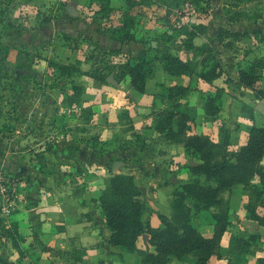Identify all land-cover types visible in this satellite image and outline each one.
<instances>
[{"label":"rangeland","instance_id":"rangeland-1","mask_svg":"<svg viewBox=\"0 0 264 264\" xmlns=\"http://www.w3.org/2000/svg\"><path fill=\"white\" fill-rule=\"evenodd\" d=\"M119 3V0H111L113 6ZM66 9L72 11L71 17L89 21L95 4L92 0H0V58L3 63L0 67V152H3L6 157L11 155L8 158L11 167L12 165L25 166L28 182H41L46 187L49 196L59 194L60 197H68L73 192L76 193L77 188V191L84 192V197L91 195L96 197L98 193L95 195L97 190L95 191L92 185H99L100 191L103 179L110 174L131 172L134 182L141 186L140 197L145 203L143 220L151 214L156 216L159 212L163 213L165 208L169 211V198L161 192L155 196L154 190L149 188L146 182L153 176V172H150L151 164L155 165L158 161L156 162L152 157L149 158L148 148H145L144 152L131 151V153L133 138L124 137L119 126L110 122L114 120V113L104 111L105 107H109L113 111L123 112L124 105L129 106L134 103L133 107H137L139 116L133 115V121H131L134 122L135 127L145 125L146 119L140 122L142 124L139 121H142L141 116L150 111V105L153 103L148 92L154 86L155 94L159 91L157 83L162 79L159 62H153L154 74L145 81L146 94L135 98L123 96L128 80L122 66L124 59L84 41L64 40L60 29L67 28L68 24L63 26L59 19L64 16L63 11ZM152 9L155 8L149 7L146 17L136 25L135 35L146 39L155 38L157 41H153L152 46H156L160 51L164 44L168 45L171 52L183 59L189 57L191 52L184 50L176 36H172L173 33L169 30L170 25L177 27L181 25V21L188 25H202L203 32L192 40L193 43L200 44L207 37H214L217 25L226 16L231 14L238 16L237 20L241 22L235 27L237 30L246 31L247 36L238 40L239 42L234 44L231 52L218 53L223 69L221 83H217V86L210 84L212 87L203 85L200 86L201 88H195L196 95H200L201 101L204 96L212 94L215 88H222L219 111L214 118H211L204 117L201 111L194 109L192 124L193 128L196 127L201 134L215 139L218 126L222 123L228 130L229 139L232 133L231 140L235 146L248 123L245 118L247 113L245 108L251 106L256 111L258 119L256 123L264 120L263 101L260 99L255 101L248 89L236 85L229 76L238 69H244L252 59L264 57V0H208L207 4L202 2L199 8L192 13H190V8H184L181 5L179 10L182 15L167 16L166 19H169L170 25L167 24L166 19H160L163 13H154L155 10ZM154 17H158L159 21L156 22ZM116 23V18H113V22L108 24ZM167 35L171 38L164 42ZM252 46H254L253 50H251ZM52 63L73 65L76 71L70 72L69 75H60ZM19 65L24 67L25 71L17 68ZM100 68L102 73L109 72V76L113 77L112 80L116 82L115 84L111 80L107 82L105 78V82L102 81L105 86L102 88L104 90H101L96 80L90 76L94 69ZM195 79L193 75L188 85H197L198 82L195 83ZM254 87L264 91V72L257 79ZM75 99L86 102L95 111L90 115L81 111V114L77 112V115L80 114L79 121L93 118L97 123L101 121L102 124L113 128L105 134L103 128L96 129L90 126L86 155L77 153L74 156V148L80 144L77 143L75 135H80L81 125L70 123L69 115L72 113L61 112L63 105L76 104ZM155 103H158L157 99ZM89 105L84 107H89ZM243 105L245 108L240 110ZM133 110L136 112V108ZM202 119L207 123L203 126L200 124L195 126V123L203 122ZM122 121L124 122L125 119ZM208 124L212 125V130L211 127L206 126ZM143 133L147 135L149 132L144 130ZM70 136L72 139L68 138ZM98 137L100 141L97 140ZM141 137L143 140L148 136ZM143 143L146 142L143 140ZM229 145L228 150L234 151L235 148ZM50 148L53 150L47 152ZM40 153H43V156H40ZM137 160L141 163L140 169L137 167ZM113 161H119V163H112ZM161 163L163 160L159 164ZM260 163L264 166V158L260 160ZM80 166L85 169L84 176L81 174ZM66 167L71 169L74 183L66 182L67 184L62 185L60 174L56 171H61ZM187 168L186 160L182 172H187ZM179 176H182V173ZM179 176H177V181H173L175 187L183 178ZM156 177L160 178L158 183L162 180L169 183L170 174L161 175L159 173ZM75 180H81V182L77 181L76 184ZM223 195L228 199L229 217L231 221H234L224 234V239L230 233L264 232V227H258L254 222L243 219V204L247 200V191L236 186ZM257 211L264 213V199L260 200ZM191 218L199 230L210 231L209 212L200 211L192 214ZM8 222L0 221V231L10 225ZM142 241V238L138 239L139 247ZM253 251L254 256H247L248 260L253 261L258 251L263 253L262 244L254 245Z\"/></svg>","mask_w":264,"mask_h":264},{"label":"trees","instance_id":"trees-1","mask_svg":"<svg viewBox=\"0 0 264 264\" xmlns=\"http://www.w3.org/2000/svg\"><path fill=\"white\" fill-rule=\"evenodd\" d=\"M94 1L97 9L89 21L73 18L66 10L63 11L64 16L59 20L63 26L68 24V27L60 29L61 35L66 41H84L110 54L121 56L127 82L138 93L143 92L145 81L153 74L155 61L170 76L194 75L210 83L223 73L216 45L233 50L234 43L247 36L246 31H232L218 26L214 37H207L202 43L195 44L192 40L203 32L202 25L183 24L173 27L168 23L167 16L184 3L191 4L197 10L202 2L207 4L208 0H120L121 6L117 10L110 5V0ZM149 7L163 10L160 19H166L172 36H176L184 50L191 52L189 57L182 60L165 44L159 51L151 45L152 41H157L155 38L146 39L135 35L136 25L146 17ZM115 10L117 23L110 25L109 17ZM237 17L231 14L225 19L231 22L237 20ZM156 19L159 21L158 17ZM170 38L169 35L165 36L164 42ZM52 64L60 75L76 71L73 65ZM1 66L3 63L0 58ZM17 68L25 71L20 65ZM263 72L264 57L254 58L244 69L237 70L236 85L251 90L254 98L264 103V91L254 87ZM108 75L109 72L102 73L101 68L90 73L94 80L100 82H105ZM157 87L159 91L155 96L160 106L151 111L154 132L161 134L170 143L181 144L195 156L196 163L188 165L191 178L172 189L169 211L167 214L157 213L159 224L156 227H151L142 218L145 203L132 174L112 173L103 179L102 188L92 200L109 230L106 244L127 252H136L138 264H167L170 260L185 264H206L213 258H224L227 264H246V257L254 253V245L261 243L263 256L255 261L264 263V238L257 231L230 233L226 249L221 251L220 247L221 236L232 224L228 199L223 194L236 186L247 191V200L243 204L244 218L258 227L264 226V213L257 211L260 200L264 199V166L260 163L264 158V125L248 126L244 142L235 151H229V134L222 123L218 126L216 140L193 132L190 123L194 119V108L181 102L190 90L189 85H166L159 82ZM221 93L222 88L217 87L212 94L203 97L200 108L204 117L216 116ZM79 102L75 99L76 104L71 105L79 106ZM244 108L245 105L241 107ZM245 109L246 117L252 120L251 108ZM80 111L86 115L91 114L89 107H83ZM119 117L127 120L126 113H120ZM127 130H131V126L124 127L123 132ZM130 135L133 138L130 152L142 151L144 143L141 135L133 131ZM0 158H3V152H0ZM137 165L140 169L141 163L138 160ZM3 166L20 179L9 164L3 163ZM200 211L210 213L209 232H202L193 224L191 215ZM143 233L148 235L146 244L150 249L139 248L137 245ZM0 236L8 237L12 245L16 246L18 233L14 224L3 228ZM0 264H7L1 256Z\"/></svg>","mask_w":264,"mask_h":264},{"label":"crops","instance_id":"crops-1","mask_svg":"<svg viewBox=\"0 0 264 264\" xmlns=\"http://www.w3.org/2000/svg\"><path fill=\"white\" fill-rule=\"evenodd\" d=\"M95 4V9H97V4L94 0H92ZM120 2V0H119ZM93 5V4H92ZM110 5L111 0H110ZM121 6V2L118 5H114L113 8H118ZM154 8V7H152ZM117 10V9H116ZM116 10L114 14L110 17L111 23L113 22V18H116ZM154 13H163L162 9H152ZM69 15H71L72 11L70 9H66ZM155 21L158 20L156 17H154ZM241 22L240 20H235L228 22L226 19H222V22L217 25L229 28L232 31H240L241 29H238L235 27ZM216 27V28H217ZM240 27V26H239ZM243 30V29H242ZM239 41H236L237 43ZM214 43L216 41L214 40ZM234 43V44H235ZM216 49L219 52L224 51H232L230 49L224 48L221 45H216ZM254 49V46L251 47V50ZM234 53V52H233ZM180 57V56H179ZM181 58V57H180ZM183 60V58H181ZM160 65V71H161V81L162 83L168 85L170 83L179 84V85H188L190 81H192V77H188L185 75L173 77L165 73V71L162 69L161 64ZM154 74V73H153ZM223 74V73H222ZM222 74L213 79L210 83L204 82L197 78L195 76V83L197 85H189V92L185 97L181 100V102H186L188 106H192L194 109H197L201 111V98L200 95H196L197 91L195 88L208 85L210 84H217L221 83V76ZM109 76V75H108ZM107 76V77H108ZM230 78H232V81L236 83V77H237V71L232 72L229 74ZM106 77V79H107ZM113 77H111V81ZM108 82V81H107ZM115 84V80L113 81ZM223 82V81H222ZM146 83V82H145ZM225 83V82H223ZM96 84L101 90H104L105 86H103L102 82L96 81ZM111 85V84H110ZM112 88H114L113 85H111ZM111 86H109L111 88ZM217 86V85H216ZM201 88V87H200ZM251 92V90H249ZM155 86L153 89L148 92V95H151L153 103H151L150 111L146 113V115L141 116L140 119H146L147 122L145 125H138V127H135L132 117L133 115L139 116L137 113V107H133L135 104L132 103L129 106L124 105L123 112L122 111H113V109L109 107H105V112H113L114 113V120H108L110 122H114L113 124L115 126H119L120 132L124 135V137L131 138V131L140 134L141 136H148L144 137L143 140L146 142L143 146L142 151L144 152L145 148H148L149 150V158L152 157L155 159L157 164H151L152 169H150V172H153V176L146 180L148 182V187L154 190L153 194L156 196L160 192L167 198H169L170 193L172 189L175 187L173 186V181H177L178 177L181 173L183 177L180 183L187 182L191 178V174L189 171V167L187 168V172L183 171L184 161L187 160L188 165H193L196 163V161H193L195 159V156L189 152H187L181 144H173L168 142L161 134H156L152 128L153 118L151 111H153L155 108L160 106V103H155V100L157 97L155 96ZM146 84L144 85V90L142 93H138L134 91L127 82L126 91L123 93V96H129L130 98L136 97V96H142L143 94H146ZM252 93V92H251ZM153 95V96H152ZM191 97V98H190ZM193 99V100H192ZM255 101H257L256 98H254ZM86 104V102H79V106L75 105L78 108V112L80 113V109H82ZM69 107V106H65ZM251 108V106H249ZM61 108H64L61 107ZM90 112L95 113L92 106L89 105ZM109 108V109H107ZM132 108V109H131ZM133 108H136L133 110ZM62 110V109H61ZM241 110V107H240ZM252 112V120H249L247 117H245L248 121L246 123V128L250 126L251 124L261 126L264 125V120L262 122L256 123L257 115L256 111L251 108ZM126 113L127 120L125 118H120V113ZM60 113V110H59ZM107 115V114H106ZM105 115V116H106ZM80 114H70L69 118L71 120L70 123L80 124L81 127L79 130L80 135H75V139L77 143H80L78 147L74 148V156L77 155V153H81L82 155H86L88 152V147L86 146L87 139L90 126L96 127V129H102L103 131L108 132L109 130L113 129L111 126H106V124H102L101 121L97 123L93 118L88 120H82L78 118ZM46 119V118H45ZM125 119L123 122L122 120ZM132 120V121H131ZM203 122L195 123V126H203L207 122H205L204 119H202ZM79 121V123H77ZM91 122V124H90ZM193 121L190 123V126L193 130V132L200 133L197 128H193ZM131 126V130H127L126 132H123L124 127ZM209 128L212 125L208 124L206 125ZM246 128L241 133V139L237 142V144L234 146L232 138V133L229 139V144L231 145V148L234 151L244 142L246 138ZM137 129H140V131H137ZM144 130H147V135L143 133ZM101 131V130H100ZM77 136V137H76ZM79 136V137H78ZM99 136V135H97ZM69 139H72V137H68ZM146 138V139H145ZM102 139V138H101ZM98 141H100V138H97ZM213 140H216L213 139ZM229 145V146H230ZM150 146V147H149ZM53 149H48L47 152H51ZM63 150V149H60ZM80 151V152H79ZM43 153H40V156ZM129 156V154L127 155ZM10 156L6 157V155H3V158L0 159V163H7L10 165L8 159ZM69 158H72L69 156ZM44 159L41 158V162ZM163 160V163L161 165L159 164L160 161ZM112 163L118 164L119 161H113ZM84 164V163H83ZM81 164V165H83ZM77 166V165H76ZM82 176H84L86 173L84 172L85 169H83L81 166ZM12 169L20 176V196L19 201L17 203L16 209L10 213V215L3 221H9L8 224H14L16 226V230L18 233V236L15 238L16 246L12 245L11 240L8 237L0 236V256L6 261L7 264H138V257L136 252H127L124 250H121L117 247L109 246L106 244V239L109 234V230L105 227L104 219L102 217V214L100 213L99 209L96 207V203L92 200L95 198L94 195H91L89 197H84V192L77 191L78 189H75L76 193H72L68 197H60L51 194L48 195V192L46 190V187L41 182H28V177L26 174V167L25 166H16L12 165ZM149 170V169H147ZM75 171H78V169H75ZM119 172V171H118ZM57 174H60V178L62 179L60 182L62 185H65L67 183H74L73 180V174L71 172V169L67 168L62 169L61 171H56ZM129 174H132L131 172H128ZM161 173V175L164 174H170L169 177V183H165L163 180L161 183H158L157 181L160 180V178L156 177V174L158 175ZM49 174V172L47 173ZM45 174V175H47ZM81 180L83 178H80ZM81 180H75V183L77 184V181ZM67 182V183H66ZM98 184V183H97ZM139 187H141L139 184H137ZM93 188H95V195L99 192V185H92ZM141 190V189H140ZM80 192V193H79ZM167 209H164L165 214L168 213L166 211ZM243 219L244 216H243ZM149 225L151 227H156L159 224V221L157 219V216L154 214L149 215L147 219ZM246 221H249L245 219ZM251 222V221H249ZM211 223V221H210ZM231 223H234V221H231ZM264 226H261L263 228ZM259 232V231H257ZM226 233V232H225ZM221 236L220 240V247L221 251H224L226 249V244L228 240V236L226 239H224V234ZM260 233V232H259ZM146 235L145 240L142 241V245L139 248H149V246L146 244V241L148 239V235ZM262 239L264 238V232L260 233ZM141 240V238H140ZM225 240V241H224ZM249 256V255H248ZM254 256V255H253ZM263 253L262 251H258L255 254V258L253 261L248 260L246 257V264H263V263H256V258L262 257ZM167 264H185L182 262H178L176 260H170ZM206 264H227L226 260L224 258H218V259H210Z\"/></svg>","mask_w":264,"mask_h":264},{"label":"built area","instance_id":"built-area-1","mask_svg":"<svg viewBox=\"0 0 264 264\" xmlns=\"http://www.w3.org/2000/svg\"><path fill=\"white\" fill-rule=\"evenodd\" d=\"M183 6L184 8H190V13L195 12V9H193L191 4L184 3ZM171 15L180 16L182 13L179 8H177L169 14V16ZM183 24L188 25L181 21V25ZM178 26L180 25H177V27ZM65 111L67 113L76 114L78 112V108L75 105H72L62 108L61 112L64 113ZM20 188V181L10 171H8L2 163H0V219L5 220L10 213L16 209L20 196Z\"/></svg>","mask_w":264,"mask_h":264},{"label":"water","instance_id":"water-1","mask_svg":"<svg viewBox=\"0 0 264 264\" xmlns=\"http://www.w3.org/2000/svg\"><path fill=\"white\" fill-rule=\"evenodd\" d=\"M151 45H154V42H153V41L151 42ZM106 80H107V81H108V80H111V76H108ZM141 238H142L143 240H145L146 235L143 233V234L141 235Z\"/></svg>","mask_w":264,"mask_h":264}]
</instances>
